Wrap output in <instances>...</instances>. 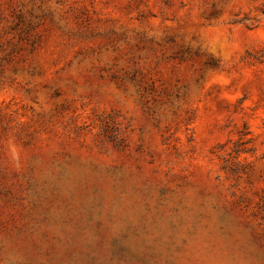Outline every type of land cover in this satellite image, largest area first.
Listing matches in <instances>:
<instances>
[{"label": "rangeland", "instance_id": "374dc122", "mask_svg": "<svg viewBox=\"0 0 264 264\" xmlns=\"http://www.w3.org/2000/svg\"><path fill=\"white\" fill-rule=\"evenodd\" d=\"M0 264H264V0H0Z\"/></svg>", "mask_w": 264, "mask_h": 264}]
</instances>
